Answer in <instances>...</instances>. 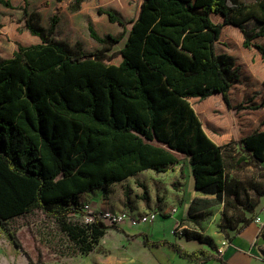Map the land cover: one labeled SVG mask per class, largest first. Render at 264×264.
I'll return each mask as SVG.
<instances>
[{
    "label": "trees",
    "instance_id": "trees-1",
    "mask_svg": "<svg viewBox=\"0 0 264 264\" xmlns=\"http://www.w3.org/2000/svg\"><path fill=\"white\" fill-rule=\"evenodd\" d=\"M57 1L78 11L86 0ZM1 2L23 11L14 22L39 42L18 43L11 58L0 59V224L36 207L59 221L81 252L89 254L108 226L69 222L71 212L84 214L80 196L95 189L109 192L142 171L162 172L182 160L191 166L195 189L206 195L192 200L187 220H203L208 208L223 204L228 240L253 222L245 212L259 208L264 189L253 188V196L229 178L227 149L239 147L241 163L264 166V118L245 135L250 121L238 119L241 135L219 144L205 131L190 99L221 95L239 118L264 108V99L235 101L241 80L236 60L216 48L224 27L235 26L243 30L245 46H255L264 63V42L252 41L264 36V0H139L130 19L99 9L123 31L102 36L90 24L91 37L102 45L93 51L81 41L72 45L56 38L59 7L48 27L40 24L48 1L32 11L28 0L17 7L10 0ZM251 19L259 29L246 27ZM117 52L122 59L114 63ZM182 234L210 250L189 251L146 234L144 243L168 245L198 263L216 259L231 264L213 237L189 228ZM259 236L264 239V231Z\"/></svg>",
    "mask_w": 264,
    "mask_h": 264
},
{
    "label": "rangeland",
    "instance_id": "rangeland-1",
    "mask_svg": "<svg viewBox=\"0 0 264 264\" xmlns=\"http://www.w3.org/2000/svg\"><path fill=\"white\" fill-rule=\"evenodd\" d=\"M10 1L16 7L22 3L24 4V0ZM44 1H48L49 4L48 7L43 8L41 11L40 24L48 27L55 7H59L60 22L56 28V38L65 40L72 45L81 41L85 50L93 51L101 48L102 45L91 37L90 24L102 36L108 33L118 35L123 31L121 24L111 22L107 14L99 13V9H111L123 18L130 19L135 13V6L139 0H86L78 11H72L68 2L28 0L29 11L37 9ZM22 17L23 11L21 9L7 7L0 0V23L4 25L0 27V59L12 57L18 48V43L33 44L39 42L38 37L33 36L26 30H20L19 24L14 22V20H19ZM246 27L259 29L260 25L255 19H251L246 23ZM245 39L242 29L235 26H226L222 30L220 39L216 42V48L218 51L229 52L236 60L241 80L234 89L235 101L252 97L256 102H260L264 99V63L259 50L255 46H245ZM252 41L253 43L264 42V36L256 37ZM119 48L117 47L116 51H119ZM114 55L112 62H120L122 59L121 55L118 52ZM190 102L202 121L207 134L219 144L226 143L230 139L238 138L241 135L238 119L239 121H244L245 119L250 121V128L245 130L243 134L245 135L264 118V108H259L246 114L245 118L244 116L239 118L235 111L227 109L221 95H213L207 98L193 97ZM241 154L243 152L239 147H229L227 149L228 175L230 179L239 180L243 189H246L254 196L253 188L264 189V166L239 162L237 159ZM180 156L182 157V155ZM126 183L130 184V187H134L142 198L151 199L153 203L157 201L158 206L163 201L168 203L175 201V194L180 193L179 189L185 191L190 189V184H194V176L191 173V166L187 161L182 160V162L170 165L162 172H156L152 169L140 172L130 177ZM114 187L116 189L121 187L120 182L115 183ZM209 196L213 197L212 195ZM133 202L136 203V200ZM84 203H88L87 200L83 199L78 206L82 208ZM101 210L106 209L102 206ZM207 212L208 215L205 219L198 222H190L188 227L212 236L216 242L218 241L219 250L223 253L229 243L223 231L224 205H213L207 209ZM164 213L167 215L166 212ZM258 213L264 216V197L261 199V204L256 212H245V215L255 221L254 218ZM228 214L232 215L233 211L229 210ZM236 217L237 219L241 218L238 215ZM68 220L70 223L79 225L85 223L83 214L78 211L71 212ZM174 223L175 218L170 216L162 221H154L152 227L160 229L166 236L167 241L176 242L173 234L174 232L178 234L180 231H172ZM243 224L240 223L239 227L243 226ZM120 227L124 228L125 226L122 225ZM120 227L111 228L119 230L118 228ZM10 234L15 235L20 241L22 248L16 246ZM250 235L251 230L241 238L245 240ZM107 241V236L100 240L99 244L96 245L98 251L104 252L102 249L106 250ZM253 247L258 249L259 252L255 255L257 261H253L252 264L264 262V239L254 240L250 249L246 247L244 251L249 254L252 252L251 248L253 249ZM160 255L165 259L166 255L159 253ZM86 257L81 252L80 246L63 228L62 224L36 207H33L23 215L9 220L5 226L0 224V263L2 264H4V261L12 264H31V260L35 262L34 264L39 262H44L45 264H79ZM123 259L126 262L131 261L129 257ZM182 261L186 262H181V264H191L186 259ZM119 262L116 261V264H119ZM230 262L233 264H249L247 256L233 257ZM208 264L221 263L214 261Z\"/></svg>",
    "mask_w": 264,
    "mask_h": 264
},
{
    "label": "crops",
    "instance_id": "crops-1",
    "mask_svg": "<svg viewBox=\"0 0 264 264\" xmlns=\"http://www.w3.org/2000/svg\"><path fill=\"white\" fill-rule=\"evenodd\" d=\"M136 6L134 12H136ZM134 15L135 13L133 16ZM129 178L120 182L121 187L117 189L113 185L109 192H106L103 189H95L84 193L80 196V201L82 202L83 199L87 200V202L91 203L92 209H102L103 206L106 210H124L137 216L157 211L159 213L157 218L148 223H140L137 226H133L127 222L123 225L125 227H120L118 228L119 230H116V228H108L105 235L102 237L103 239L107 236L108 239L106 250L102 249L104 252H101L95 248L93 252L85 254L87 257L79 264H116V261H120L119 264H181V262H186L182 261L186 258L181 257L175 250L166 245L149 247L144 243L145 234L148 235L152 241L167 240L163 232L160 229L153 228L152 224L154 221H162L170 216L175 218L174 228L172 231H180L178 234H173L175 238L174 240H176L177 243H180L189 251H194L200 248L210 250L208 245L200 243L196 240H188L182 234V230L184 228H189L188 225L190 224V221L187 220V215L192 200L196 197L206 196L201 191L195 189V183H191V188L187 191L179 189L180 193H177L178 195L175 194V201L173 200L171 203L163 201L157 206V201L153 203L151 199L147 200L144 197L142 198L134 187H130L131 185L126 183ZM126 187L128 188L126 189ZM134 200H136V203L133 202ZM173 207H177V211L175 213H172ZM164 212H166L167 215H165ZM257 216H261L262 219L264 218V216L259 213L255 216V218ZM262 229H264L263 224H258L253 220L249 226L237 233L232 240H228L229 243L222 253L223 257L230 262L233 257L238 258L241 256H247L249 264H252L253 261L256 262L257 259L255 255L259 252L258 249L254 247L253 249L251 248L252 252L249 254H247L244 249L246 247L250 249L251 243L254 240L262 238L259 236L260 233H262ZM250 230L251 235L248 236L247 239L243 240L241 237ZM159 253L166 255L165 259L162 255L159 256ZM111 255L113 256L110 257ZM128 257L131 258V261L126 262L123 258ZM186 260H188L187 262H190L191 264H208L209 262L213 263L214 261L221 263L216 259L203 263L194 262L189 259ZM230 263L233 264L232 262ZM260 264H264V262Z\"/></svg>",
    "mask_w": 264,
    "mask_h": 264
},
{
    "label": "built area",
    "instance_id": "built-area-1",
    "mask_svg": "<svg viewBox=\"0 0 264 264\" xmlns=\"http://www.w3.org/2000/svg\"><path fill=\"white\" fill-rule=\"evenodd\" d=\"M83 216L86 223H94L100 221L104 223L108 228L111 227H120L125 223H130L133 226H137L140 223H148L152 220H155L158 216V212H150L144 215H133L127 211H116V210H101V209H92L91 203H84L82 206ZM177 211V207H173L172 213ZM255 222L258 224H264V221L261 216L255 218ZM175 233V232H174ZM220 251V250H219ZM221 252V251H220Z\"/></svg>",
    "mask_w": 264,
    "mask_h": 264
},
{
    "label": "bare ground",
    "instance_id": "bare-ground-1",
    "mask_svg": "<svg viewBox=\"0 0 264 264\" xmlns=\"http://www.w3.org/2000/svg\"><path fill=\"white\" fill-rule=\"evenodd\" d=\"M6 260V259H5ZM4 264H12V263H9V262H7V261H4L3 262ZM0 264H2V263H0Z\"/></svg>",
    "mask_w": 264,
    "mask_h": 264
}]
</instances>
